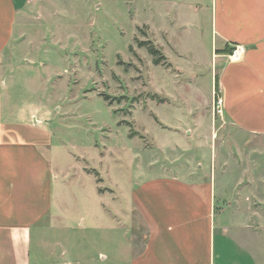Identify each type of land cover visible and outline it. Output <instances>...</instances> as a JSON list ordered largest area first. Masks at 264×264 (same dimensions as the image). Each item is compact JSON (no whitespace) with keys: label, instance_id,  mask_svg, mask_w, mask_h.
Returning <instances> with one entry per match:
<instances>
[{"label":"rangeland","instance_id":"rangeland-1","mask_svg":"<svg viewBox=\"0 0 264 264\" xmlns=\"http://www.w3.org/2000/svg\"><path fill=\"white\" fill-rule=\"evenodd\" d=\"M146 5L32 0L19 18L12 98L36 109L29 123L48 117L63 212L33 240L34 261L36 249H54L55 264H131L146 234L132 206L136 185L162 174L201 178L215 152L245 137L216 110L208 26H191L187 11L163 3L177 11L175 28ZM141 40L166 60L155 64Z\"/></svg>","mask_w":264,"mask_h":264},{"label":"crops","instance_id":"crops-1","mask_svg":"<svg viewBox=\"0 0 264 264\" xmlns=\"http://www.w3.org/2000/svg\"><path fill=\"white\" fill-rule=\"evenodd\" d=\"M31 1L0 0V264H55L54 249H36L33 260V240L63 213L48 117L29 123L36 109L12 98L15 38ZM163 3L208 26L224 117L245 137L215 152L201 178L162 174L136 185L132 206L146 234L131 264H264V0H147L176 28L177 11ZM237 46L231 57L226 49Z\"/></svg>","mask_w":264,"mask_h":264},{"label":"trees","instance_id":"trees-1","mask_svg":"<svg viewBox=\"0 0 264 264\" xmlns=\"http://www.w3.org/2000/svg\"><path fill=\"white\" fill-rule=\"evenodd\" d=\"M140 46H144L147 48V50L152 54L154 57V63L155 64H161V62H164L166 60L165 55L161 52V50L152 42V41H138ZM235 47H230L226 49V52L232 53L234 51ZM219 80L216 78V88L219 90ZM218 94V93H217ZM108 99V97H105Z\"/></svg>","mask_w":264,"mask_h":264},{"label":"built area","instance_id":"built-area-1","mask_svg":"<svg viewBox=\"0 0 264 264\" xmlns=\"http://www.w3.org/2000/svg\"><path fill=\"white\" fill-rule=\"evenodd\" d=\"M241 48L239 46L235 47L234 51L230 53L231 57L238 56L240 54ZM216 110L219 114H224V98L220 94L217 96Z\"/></svg>","mask_w":264,"mask_h":264}]
</instances>
